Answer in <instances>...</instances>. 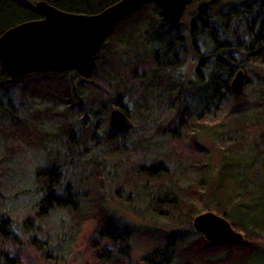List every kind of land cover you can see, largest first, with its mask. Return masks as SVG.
<instances>
[{
    "label": "trees",
    "instance_id": "1",
    "mask_svg": "<svg viewBox=\"0 0 264 264\" xmlns=\"http://www.w3.org/2000/svg\"><path fill=\"white\" fill-rule=\"evenodd\" d=\"M45 1L68 13L97 14L119 0ZM42 18L30 0H0V36ZM190 54L198 65L195 79L186 81L179 69ZM252 64L264 67V0H193L178 26L168 23L157 2H150L118 21L86 71L35 72L13 79L0 58V143L11 154L41 155L32 168V212L21 221L0 217V264H17L2 249L20 241L16 231L34 232L29 244L46 259L68 260L80 227L91 218L97 223L94 249H101L95 260L129 261L132 231L103 203L109 179L121 170L120 182H132L135 189L143 182L154 218L169 211L192 216L196 204H186L183 190L166 181L172 174L163 163L176 151L162 147L172 141L181 145L191 130L216 118L213 136L236 140L239 164H223L208 196L209 208L228 218L246 239L211 243L201 236L184 243L163 236V244L146 251L143 261L264 264V77L254 75L257 87L250 100L248 92L238 96L230 88L237 69L248 71ZM162 106L175 112L167 125L155 112ZM116 108L133 121L127 118L125 126L113 128L110 117ZM150 127L160 139L145 137ZM250 135L255 137L250 140ZM138 153L145 161L130 163ZM5 158L0 168L11 172L2 164ZM62 213L68 217L54 221ZM105 241L111 247L103 248Z\"/></svg>",
    "mask_w": 264,
    "mask_h": 264
},
{
    "label": "rangeland",
    "instance_id": "2",
    "mask_svg": "<svg viewBox=\"0 0 264 264\" xmlns=\"http://www.w3.org/2000/svg\"><path fill=\"white\" fill-rule=\"evenodd\" d=\"M30 1L34 2L35 5L38 2L36 0ZM191 16L188 15L187 17L189 22L192 19ZM187 58L185 65L179 69V74L181 75L180 79L191 81L196 77L195 71L198 60L191 54ZM249 68L250 70L248 71L242 69L246 75L243 94L248 92V100L255 98L254 89L257 87L255 85L257 82L253 79L255 77L254 75L257 74L264 77V67L258 64H252ZM239 70L240 68L237 69L235 74ZM32 99L39 101L37 98ZM18 100L19 98L14 99L15 106L18 105ZM155 112H158L156 115H161L160 122L165 125L172 120L175 113L174 109L168 108L167 106H162L156 109ZM130 118L132 117H129L128 114V119ZM219 120V118H216L209 122L201 123L193 130V133L191 130V136L187 137L181 145H176L172 141V144H164L162 147L168 151L171 149L176 151L174 158H169L163 163L170 171V174H172V176L168 175L170 180L167 178L166 181L168 180V185L172 181L171 183L183 190L184 194H186L184 195L186 204L191 202L196 204L197 211L192 216L188 213L170 215L171 213L169 211V213H163L165 215L154 218L149 214L150 212L153 213L150 206L154 205V203L149 199L145 202L149 194L145 193L142 189L143 182H140L136 189L132 182H120L124 178L121 170L115 172L111 179H109L104 188V206L110 210L116 221L122 222L132 231V254L129 261L124 259V262L121 264H144L143 256L145 252L159 246V244H163V236L168 237L174 235L184 243L200 238L203 235L193 228V220L197 215L213 212L226 218L216 210L209 208L211 202L208 196L214 187L215 178L222 170L223 164L230 163L238 166L239 163L237 162L238 156L235 155L234 149V145L237 143L236 140H233L230 136L225 138L213 136L214 130L212 126L219 124ZM130 121L132 122L133 120L130 119ZM150 125L152 126L153 123ZM253 130L249 129V132ZM155 132L153 128L150 130L147 129L145 137L152 138L151 142L155 139H160L154 138L155 135H158ZM253 137L255 135H250V140ZM150 147L153 150L157 148L156 145H150ZM142 155L140 153L134 155L130 158V163L138 164L144 162L145 160ZM2 156L6 157L5 161H2L3 166L5 168L6 166L12 167V171L4 173V168H0V217L2 216L5 219L11 217L17 221H21L26 218L25 216L27 214L32 212L29 209V202H32L34 196L32 193V189L34 188L32 168L39 164L41 155L33 153L32 151L23 152L20 150L15 154H11L7 152L6 144L1 141L0 160ZM24 168L26 170H23ZM237 169H234V171H238ZM205 179H209L210 184H207L204 181ZM123 188L126 192L120 190ZM224 189V186L221 187V191ZM119 190L121 192L117 194L116 192ZM170 196L173 195L170 194ZM184 211L186 210L184 209ZM63 216L65 218L68 217V215L62 213L54 221L60 223ZM226 219L229 221L228 218ZM69 222V219H67L66 223ZM96 228V218L88 219L82 224L72 247V253L66 261L48 260L44 257L43 253L32 247L29 244V239L34 235V232L31 234L29 232L24 233V231L15 230L20 241L14 244L9 242L2 249L7 251L11 257L15 258L17 264H105L95 260L94 253L101 251L100 248L94 249L95 246L93 245ZM233 229L241 233L243 238L246 239L245 234L239 228L233 226ZM101 244L103 248L111 247V244L107 241Z\"/></svg>",
    "mask_w": 264,
    "mask_h": 264
},
{
    "label": "water",
    "instance_id": "3",
    "mask_svg": "<svg viewBox=\"0 0 264 264\" xmlns=\"http://www.w3.org/2000/svg\"><path fill=\"white\" fill-rule=\"evenodd\" d=\"M150 2H157L168 23L178 26L193 0H119L97 14L68 13L39 0L35 6L42 19L21 23L0 36L3 67L13 79L35 72L86 71L118 21ZM245 84L246 75L240 69L230 88L240 96ZM126 122L127 115L122 109L111 112L113 128L123 127ZM193 228L211 243L243 239L226 218L213 212L197 215Z\"/></svg>",
    "mask_w": 264,
    "mask_h": 264
},
{
    "label": "flooded vegetation",
    "instance_id": "4",
    "mask_svg": "<svg viewBox=\"0 0 264 264\" xmlns=\"http://www.w3.org/2000/svg\"><path fill=\"white\" fill-rule=\"evenodd\" d=\"M127 116H128V115H127ZM127 118H128V117H127ZM125 125H126V124H125ZM125 125H124V126H125Z\"/></svg>",
    "mask_w": 264,
    "mask_h": 264
}]
</instances>
